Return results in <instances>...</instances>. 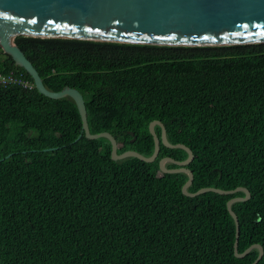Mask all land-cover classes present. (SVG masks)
I'll list each match as a JSON object with an SVG mask.
<instances>
[{
	"label": "trees",
	"instance_id": "trees-1",
	"mask_svg": "<svg viewBox=\"0 0 264 264\" xmlns=\"http://www.w3.org/2000/svg\"><path fill=\"white\" fill-rule=\"evenodd\" d=\"M46 88L84 97L91 134L110 133L117 153L155 151L149 126L193 152L188 191L250 192L232 206L238 253L264 249V43L158 46L17 36ZM0 264H253L237 257L228 202L183 194L186 173L159 162L188 159L162 142L153 163L113 160L107 138L82 133L70 97L41 94L0 49ZM161 139L162 128L155 126ZM81 138L78 140V138ZM135 139V140H134ZM168 169L179 168L167 163ZM258 264H264V255Z\"/></svg>",
	"mask_w": 264,
	"mask_h": 264
},
{
	"label": "water",
	"instance_id": "water-1",
	"mask_svg": "<svg viewBox=\"0 0 264 264\" xmlns=\"http://www.w3.org/2000/svg\"><path fill=\"white\" fill-rule=\"evenodd\" d=\"M21 35L158 46L259 44L264 43V0H0V49L11 56L16 65L28 72L41 94L51 99L70 96L82 119V133L91 140L107 138L112 144L113 160L135 157L153 163L159 156L162 142L168 148H181L188 152V159L185 161L163 158L159 162L164 173L188 174L189 179L182 189L184 195L196 197L206 192L221 195L238 191L245 193V197L234 198L227 205L236 223L235 253L237 257H244L252 249L258 248L259 256L253 263L258 264L264 255L262 246L255 245L243 254L238 253L240 226L232 206L250 198L247 189L223 191L203 188L190 193L188 189L194 176L186 166L193 161V152L182 144H171L167 139L165 126L159 121H154L149 126L155 142L152 156L145 157L133 150L118 154L117 141L110 133H90L85 100L78 90L66 87L53 92L46 88L37 69L13 42ZM156 125L162 128L161 139L155 132ZM80 138L81 136L78 140ZM169 162L179 168L168 169L166 164Z\"/></svg>",
	"mask_w": 264,
	"mask_h": 264
},
{
	"label": "built area",
	"instance_id": "built-area-1",
	"mask_svg": "<svg viewBox=\"0 0 264 264\" xmlns=\"http://www.w3.org/2000/svg\"><path fill=\"white\" fill-rule=\"evenodd\" d=\"M9 83H20L24 87H32L28 82L23 81L17 75L11 74L10 76H0V86L6 85Z\"/></svg>",
	"mask_w": 264,
	"mask_h": 264
}]
</instances>
